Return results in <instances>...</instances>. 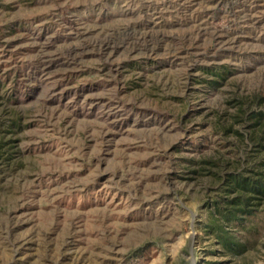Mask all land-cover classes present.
Masks as SVG:
<instances>
[{"label":"rangeland","instance_id":"1","mask_svg":"<svg viewBox=\"0 0 264 264\" xmlns=\"http://www.w3.org/2000/svg\"><path fill=\"white\" fill-rule=\"evenodd\" d=\"M251 111L264 0H0V264H264V195L241 255L202 228Z\"/></svg>","mask_w":264,"mask_h":264},{"label":"trees","instance_id":"2","mask_svg":"<svg viewBox=\"0 0 264 264\" xmlns=\"http://www.w3.org/2000/svg\"><path fill=\"white\" fill-rule=\"evenodd\" d=\"M240 119L239 123L248 124V132L236 131V135L245 142H258V145L264 147V136L261 135L264 134V111H251ZM7 127L16 129L18 122L12 121ZM226 130L229 132L231 128ZM251 173V170L230 171L220 168L213 172L218 187L207 204L209 219L202 228L212 238L214 245L219 247L217 252L225 257L241 255L247 246L246 233L251 235L253 232L247 224L252 220L256 201L264 195V177L255 179ZM232 227L243 234L235 235Z\"/></svg>","mask_w":264,"mask_h":264}]
</instances>
